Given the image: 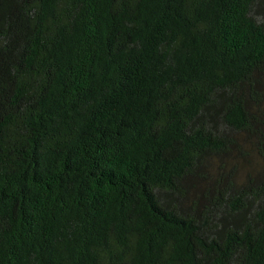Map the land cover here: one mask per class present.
I'll list each match as a JSON object with an SVG mask.
<instances>
[{
  "label": "trees",
  "instance_id": "trees-1",
  "mask_svg": "<svg viewBox=\"0 0 264 264\" xmlns=\"http://www.w3.org/2000/svg\"><path fill=\"white\" fill-rule=\"evenodd\" d=\"M0 264H264V0H0Z\"/></svg>",
  "mask_w": 264,
  "mask_h": 264
}]
</instances>
